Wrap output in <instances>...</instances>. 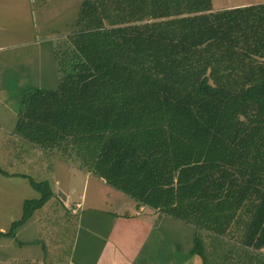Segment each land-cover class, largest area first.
I'll list each match as a JSON object with an SVG mask.
<instances>
[{
	"label": "trees",
	"instance_id": "1",
	"mask_svg": "<svg viewBox=\"0 0 264 264\" xmlns=\"http://www.w3.org/2000/svg\"><path fill=\"white\" fill-rule=\"evenodd\" d=\"M83 0L70 42L81 67L24 101L17 133L131 199L197 229L264 248V3ZM79 58V57H78ZM2 174L9 175L1 170ZM40 198L1 238L53 197ZM193 254L206 258L196 237ZM250 264H264V255ZM45 259V258H44ZM43 259V260H44ZM25 264H28L27 262Z\"/></svg>",
	"mask_w": 264,
	"mask_h": 264
},
{
	"label": "rangeland",
	"instance_id": "2",
	"mask_svg": "<svg viewBox=\"0 0 264 264\" xmlns=\"http://www.w3.org/2000/svg\"><path fill=\"white\" fill-rule=\"evenodd\" d=\"M83 0H0V142L5 144V137L2 136L3 129L9 130L12 124V118L16 114L21 115L19 107L20 98L25 95V100L29 96V92L35 90L34 87L42 86L35 85L29 81L31 77L29 73L37 71L43 75L46 83L43 86L44 90H48V86L52 83L50 72L46 69V60L55 61L52 49L55 48L59 56L63 53L69 55L72 60H77L75 50L70 48V35L76 33L78 28V19L80 15L81 3ZM264 3V0H214L213 6L216 11L229 6L250 5ZM74 47V46H73ZM32 53L33 58L30 59L28 68V55ZM79 57V65L76 72L81 67V57ZM50 76V80L48 77ZM60 80L53 82V87H56ZM12 104L15 106L10 107ZM20 110V111H19ZM13 115V116H12ZM18 115V120H19ZM1 117H4V122ZM5 117H9L8 124L5 122ZM16 121L15 126L17 127ZM13 130V129H11ZM16 130V129H15ZM5 134V133H3ZM17 146H21L17 142ZM47 153V152H46ZM78 150H72L70 156L73 159V164L82 166V161L79 158ZM53 157L59 158L64 155L58 152L47 153ZM46 154V162L41 158L36 160L34 165L28 167L21 164L22 159H26L25 148L14 147L12 157L6 156V153L0 152V157L5 155V160H0L2 170L9 175H4L0 169V226L4 225L8 220L13 218L14 221L22 217L23 206L27 200L39 199L40 193L36 192L30 183L33 179L36 182H48L53 190L56 184V170L58 164L56 160ZM21 155L20 157H17ZM62 160V159H61ZM66 161V160H63ZM15 162V165H13ZM67 162V161H66ZM85 163V162H84ZM87 164V163H85ZM31 170L30 176H15L8 178L12 172L20 173L23 170ZM81 175V180H82ZM45 177L46 181H43ZM69 189H72L76 199L82 196L89 197L93 194L92 188L88 189L87 185L79 183L78 179L72 183V180H67ZM100 191H96L99 194ZM101 195L103 193L100 192ZM63 193H53L49 204L41 209L37 215H44L42 221L43 227L37 229L36 226L29 224L20 234L18 241L22 242H41L47 247V252L44 256L43 248L32 246L22 247V252H17L18 244L15 241L16 248L14 264H69L70 262H80L82 256H86L88 262H94L99 256L100 245L93 244L88 248H84V242L88 239L85 223L82 222V214L80 207L75 210L78 216L68 214L70 224L66 225L67 217L61 210V198ZM126 206V205H125ZM67 210V209H66ZM78 211V212H77ZM37 212V211H36ZM68 212V211H67ZM74 213V212H73ZM177 222H166V225L174 226ZM82 225V227H78ZM68 226V227H67ZM189 236L184 241L181 251H187V245L192 239V230L185 228ZM161 229L162 233L167 236V240L171 241L174 229L167 232ZM197 235V234H195ZM176 241V239H175ZM58 243L61 244V251L58 253ZM186 243V245H185ZM185 246V247H184ZM192 242V247H193ZM19 251V250H18ZM37 251V252H36ZM44 259V260H42ZM35 261H39L35 263Z\"/></svg>",
	"mask_w": 264,
	"mask_h": 264
},
{
	"label": "crops",
	"instance_id": "3",
	"mask_svg": "<svg viewBox=\"0 0 264 264\" xmlns=\"http://www.w3.org/2000/svg\"><path fill=\"white\" fill-rule=\"evenodd\" d=\"M243 6L248 5L229 6L221 10ZM70 48L71 50H75L73 49L74 47L71 42ZM52 53L55 57V61L54 59L46 60V69L52 75V83L48 86V90L56 89L52 86L53 82H57V80L61 81L65 74L64 71L73 72L76 70L79 60L77 51H75L77 60H72L69 55L64 53L62 56H59L56 51V45L55 48L52 49ZM31 58H33L32 53H29L28 68L31 66ZM29 75L31 76L29 81L33 82L35 85L40 84L42 86H36L34 87L35 90L29 92V96H27L26 99L28 101L29 97L31 98L38 93V91L44 90L43 86L46 83L43 75L39 74L37 71L33 73L30 72ZM48 80H50V76L48 77ZM25 95L26 94L20 98V110H22L24 106ZM9 106L12 107L15 106V104H10ZM18 115L19 114H16V117H11L12 124L9 130L3 129V133L5 134L2 133V136L5 137L6 143L3 144L2 142L1 144L0 142V152L4 154L6 153V156L9 155L11 158L13 148L22 146V148H25L26 154L29 153V155H25V160H21L22 165L27 164L26 166L32 167L35 161L40 158L42 161L46 162L47 153L26 142L20 134L17 133L15 123L16 121L18 122ZM1 119L3 120L1 123H3L4 117H1ZM5 122L8 124L9 117H5ZM17 142L21 146H17ZM6 156L2 155L0 160H5ZM20 156L21 155L17 157ZM49 156L56 160L58 164V169L56 170L57 182L53 192L57 194L63 193L64 195V197L61 198L62 213L65 216H68L69 213L78 216L80 212L77 211L78 213L76 214L73 213V211L77 210L78 207H80V211L83 209L81 211L83 212L81 215L82 222L86 225L85 229L90 231V233L87 232L88 239L84 242V248H88L93 244L100 245V254L93 263L88 262L86 256H82L80 262L76 263L74 262L75 260H73V262H70L69 264H250L249 257H256L258 253L264 255V248L255 252L251 247H244L240 244L236 235H230L229 237L219 236L212 232L197 229L193 225L186 224L148 208L141 207L140 209H137L136 204L131 199L108 186L105 180L97 178L91 172H87L86 168L74 165L73 162L63 161L52 155ZM13 165H15V162H13ZM1 168L2 164L0 163V169ZM30 171L31 170L25 169L20 172L22 174L12 172V175L8 176V178H14L15 176L21 175L32 178V176L28 174ZM81 175H83L82 180L80 177ZM42 179L43 181H46L45 177ZM77 179L80 184L87 185L88 189L92 188L93 194H91L90 197L87 193V197L82 196L81 200V197L76 199V196L73 195V191L72 189H69V183L67 180H72V183L74 184V181ZM96 191H100L103 195H101L100 192L99 194H96ZM48 204L49 202L41 209H44ZM40 210L35 213L26 226L32 224L36 226L37 229L43 227L42 221L44 215H37ZM13 222L14 220L12 218L4 223V225L0 226V232L8 231ZM166 222L177 223H175L174 226H171L166 225ZM68 223L70 224L69 216L67 217L66 225ZM72 224L73 223L70 225ZM26 226L18 231L17 236L25 230ZM78 227H82V225H79ZM163 228L165 229L164 231L167 232L174 229L171 241H168L167 236L162 233L161 229ZM185 228H190L193 234L190 244L187 245L186 252L183 250L181 251L184 241L189 236L188 231ZM197 236L200 237L206 254V258L204 259L200 255L193 254L194 246L192 247V242L194 245ZM14 242V239H0V264H14L16 260V248L14 247ZM22 247L18 245L17 252H22ZM34 247L42 248V245H35ZM43 250L44 258L47 252V247ZM56 251L58 258V253L61 251L60 243H58ZM38 262L39 261H35V263ZM27 263L30 264V262Z\"/></svg>",
	"mask_w": 264,
	"mask_h": 264
},
{
	"label": "built area",
	"instance_id": "4",
	"mask_svg": "<svg viewBox=\"0 0 264 264\" xmlns=\"http://www.w3.org/2000/svg\"><path fill=\"white\" fill-rule=\"evenodd\" d=\"M74 213H76L75 211H73Z\"/></svg>",
	"mask_w": 264,
	"mask_h": 264
}]
</instances>
